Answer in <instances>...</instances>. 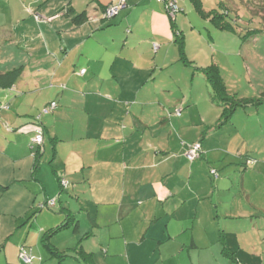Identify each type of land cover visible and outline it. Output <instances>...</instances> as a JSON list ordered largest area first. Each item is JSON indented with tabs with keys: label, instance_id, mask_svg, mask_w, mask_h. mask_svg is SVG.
<instances>
[{
	"label": "crops",
	"instance_id": "obj_1",
	"mask_svg": "<svg viewBox=\"0 0 264 264\" xmlns=\"http://www.w3.org/2000/svg\"><path fill=\"white\" fill-rule=\"evenodd\" d=\"M120 1L113 18L100 20ZM82 12L89 21L74 22ZM175 24L187 58L215 62L231 94L264 91L250 77L258 69L250 42L215 34L207 22H192L188 34ZM173 39L156 0H0V72L23 68L11 87L0 86V264H18L22 244L33 264H81L72 251L79 243L92 254L82 264H218L225 248L259 264L252 252L264 232V103L236 109L215 128L220 109L202 74L178 60ZM243 47L246 81L237 76ZM51 101L57 107L41 113ZM194 141L202 154L189 162L184 151ZM59 172L71 182L61 193ZM59 193V206L39 208ZM64 208L78 226L51 237L66 254L59 260L40 240Z\"/></svg>",
	"mask_w": 264,
	"mask_h": 264
},
{
	"label": "trees",
	"instance_id": "obj_2",
	"mask_svg": "<svg viewBox=\"0 0 264 264\" xmlns=\"http://www.w3.org/2000/svg\"><path fill=\"white\" fill-rule=\"evenodd\" d=\"M156 1H158L159 3L162 4V6L165 10V13L169 19L171 29L173 30V34H174L173 42L177 46V49H178V54H179L178 60L180 62H182L183 64L189 66L192 69V74H195L196 72H199L202 74V76L204 77V79L206 80L207 85H208L210 100L220 109V114H219V117L217 119V122L215 123V128L216 127L218 128V127L225 125V123L227 121H229V119L231 118L232 114L236 111V109H238L240 107L246 108L249 106L258 107L264 103V91H262L257 97H254V98H242V97H239L238 95H236L234 93L231 94L228 91L227 86H226V84L223 80V77L221 75V71L215 62H211L207 66L200 67V66L195 65L193 61H191L189 58H187L186 53H185L184 33H183V31L179 30L175 24V18H176L177 13H179L180 11H183L182 7L179 5V0H156ZM189 2L193 6L194 10L196 12H198L199 16L202 19H204L205 21H208L209 24H211L212 28L214 29L213 31L215 34H218V33L224 32V31L229 32V34H231V33H234L236 30H238V28H236V27H240L239 20L242 19L243 15L240 14L239 9L237 7L233 9L235 12V15H230V11H229L230 9L229 8H232V7L227 6V8H226L224 6L225 2H222V1L216 3L219 5L218 7L221 9L212 7L208 11H205V9L203 8L204 6L202 3V0H189ZM240 2H242V5L250 13V15L258 17L259 21L261 22L262 26L264 27V0H241ZM123 5H124V2L120 1L119 3H117L115 5L110 4L108 6H105L102 9L100 20H110L111 18H113L117 14V12L121 9V7H123ZM173 5L176 6L175 11H171V8ZM110 7H116L117 10L112 17L107 18L104 16V13ZM33 15H34V18L36 20H41V19L46 20L47 19V18L40 16V14H38L37 12H33ZM86 20L89 21L88 17L84 16L83 12L80 14H77L73 17V21L76 23L86 21ZM255 32H256V30H252V31L249 30L244 36H238V37L242 43H247V42H251L253 44L260 43V41H257L258 40V38H256L257 36L254 35V34H256ZM231 35H233V34H231ZM208 37L211 38L212 36H210V34L208 33ZM156 48H157V46L154 45V49H156ZM81 69H84L85 71H86V69L80 68L78 70V73L80 75H83L85 73V71H84V73L81 74L80 73ZM22 70H23V68H22V66H20V67L13 68V69L6 71V72H0V86L11 87L20 78ZM51 102L56 103V101H51ZM51 102H49L45 106L49 105ZM4 107H6V106H4ZM56 107H57V105H56ZM52 110H50L49 112H51ZM181 111H182L181 108L175 109L174 113L176 115H180ZM49 112H47V113H49ZM177 112H179V114H177ZM41 113H42V109H41ZM43 114H45V113H43ZM38 131H41V133H42V142L37 144V143H32L30 140V144L32 145V147L37 148L36 152H35L34 171L36 170V168L38 167V164H39V159H40V155H41V151H39V150H40L41 145L43 143V134H44L42 130L35 131V134ZM194 142H199L200 146H201L200 141H194ZM194 142L188 143L187 146L191 143H194ZM186 149H187V147H186ZM186 149H185V151H186ZM185 151H184V156L186 157ZM201 154H202V146H201L200 152L197 154V156L195 158L190 160L186 157V159L189 162H192V161L198 159L201 156ZM252 161H254V160L251 158L247 159V162H252ZM209 174L212 178H214V177H217L218 172L216 169L210 168ZM56 179H57V182L59 185L60 193L63 192L71 184V182L65 177V174L63 172H59L57 174ZM1 188H3V187H1ZM60 193L58 195H56L54 198L46 199L45 201L41 202L38 205L39 208H41V209H43V208L53 209L56 204H57L56 207L59 206V204H60L59 203ZM64 210L66 211V213L64 212L63 221H61V223H59L55 227H52L51 229L46 230L41 235V240H40V244L46 249V251L49 253V255L51 257L58 258L59 260H62L64 257H66V254L63 251H58L53 246V244L51 243V237L55 233H57L59 230L64 229L68 226H74L75 228L78 226V221L75 218V216L73 215V212H71L68 208H64ZM33 214H34V212L32 213V215ZM87 235H88V233H85L82 238L88 237ZM22 251L29 254L30 262L27 263V262H23L21 260L20 252H22ZM72 251L81 258V260H80L81 264L84 261L89 260L90 257L92 256V254L87 253L83 250L80 243H79V245H77L76 248H73ZM222 254L224 255L225 258L229 259L231 264H242V262H239V260L234 257L233 253L226 250V248L224 250H222ZM78 256H76V257L78 258ZM17 258H18V261L20 264H33L34 254H33L31 247L25 246L24 244L20 245L19 249H18V253H17Z\"/></svg>",
	"mask_w": 264,
	"mask_h": 264
},
{
	"label": "rangeland",
	"instance_id": "obj_3",
	"mask_svg": "<svg viewBox=\"0 0 264 264\" xmlns=\"http://www.w3.org/2000/svg\"><path fill=\"white\" fill-rule=\"evenodd\" d=\"M220 1L225 2L224 6L226 8H227V6L232 7V8H229L230 9L229 10L230 15H235V12L233 9L236 7L239 9L240 14L243 15L242 19L239 20L240 27H236V28H238V30H236L234 33H231V34L238 37V36H244L249 30L250 31L256 30V32H255L256 34H254V35L257 36L256 37V38H258L257 41H260V43H257L253 47L252 43L250 42V46L252 48L251 58H253V60H254L253 62H251L250 67L253 68V66H255L258 69L256 70V72L252 71L250 77L253 79L255 78L256 80L258 79L261 82V83L256 82V84H264V27L262 26L258 17L250 15V13L242 5V2H240L241 0H202L203 6H204L203 8L205 9V11H208L212 7L221 9L218 7L219 5L216 4ZM179 5L182 7L183 11H180L179 13H177L176 18L179 19L180 23H182L186 27L187 30H185V33H187V34L189 33V31H190L189 27L192 25V22L196 23V24H201L203 22H205V23L207 22L209 29L211 31L214 30L212 28L211 24L209 25L208 21H205L204 19H202L199 16L198 12H196L194 10V8L190 4L189 0H179ZM167 19H168V17H167ZM191 20H192V22H191ZM202 32L207 37L208 31L203 29ZM226 33H229V32H225L224 34H226ZM193 34H196V33H193ZM240 42H241V40H240ZM175 51H176V49H175ZM246 52H247V50H245V48L243 47V49L241 51L240 65L238 66L239 70L237 72V76H239V79H241V77H242V79H241L242 81L248 80L246 69L244 68L245 62L243 61V57L246 54ZM242 66H244V67H242ZM235 70H236V67L234 68V73H235ZM180 108L182 109V107H180ZM47 146H49V148H50L49 144ZM258 242H259V245L257 248L258 250L253 251L252 255L253 256L256 255L259 259H262L259 262V264H264V232L261 233L260 236L258 237ZM244 251H246V250H244ZM201 253H203V252H201ZM246 253L251 254V251L247 250ZM36 256H38V255H36ZM221 258H222V261L218 264H231L227 258H224L222 256H221ZM18 264H20L19 261H18ZM201 264H209V263L202 262Z\"/></svg>",
	"mask_w": 264,
	"mask_h": 264
},
{
	"label": "built area",
	"instance_id": "obj_4",
	"mask_svg": "<svg viewBox=\"0 0 264 264\" xmlns=\"http://www.w3.org/2000/svg\"><path fill=\"white\" fill-rule=\"evenodd\" d=\"M175 8L176 6L173 5L172 8H171V11H175ZM117 8L116 7H110L108 8L105 13H104V16L107 17V18H110L114 15V13L116 12ZM84 69H81L80 70V73H84ZM56 103L55 102H51L49 105L47 106H44L42 108V113H47L49 112L50 110L54 109L56 107ZM177 114H179V112H177ZM31 142L32 143H41L42 142V133L41 131H38L31 139ZM200 149H201V146H200V143L199 142H194V143H191L187 146V149L185 151V155L188 159H193L197 156V154L200 152ZM20 258L23 262H30V256L28 253L22 251L20 252Z\"/></svg>",
	"mask_w": 264,
	"mask_h": 264
}]
</instances>
